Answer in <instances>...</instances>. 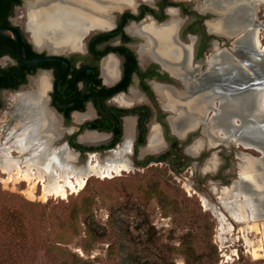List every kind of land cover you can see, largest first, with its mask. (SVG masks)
I'll use <instances>...</instances> for the list:
<instances>
[{
  "label": "flooded vegetation",
  "instance_id": "af4514ba",
  "mask_svg": "<svg viewBox=\"0 0 264 264\" xmlns=\"http://www.w3.org/2000/svg\"><path fill=\"white\" fill-rule=\"evenodd\" d=\"M42 1L11 0L0 19V24L15 26L22 41L40 55L46 54L47 49L37 50L34 46L33 19L36 17L29 3ZM61 1L87 11L95 23L77 35L59 39L64 46L56 54L67 60L68 69L58 81L54 94L51 83L66 67L65 62L48 60L25 67L18 64L17 58L0 54L12 61L0 66L1 70L13 66L8 74L0 71V109L1 93L13 92L15 108L9 121L21 116L24 135L30 124L31 128L39 125L42 141L45 136H49L45 139L53 146L63 141L78 156L91 155L89 162L95 160L94 155L103 153L111 159L109 162L125 161L127 166L136 168L145 167L149 162H163L175 173L189 165L187 156L216 147L213 109L222 100L216 99V91L231 88L235 83L234 78L216 83V14L210 11H216L217 0H125L126 4L116 3L117 0L110 3L89 0L97 8L90 2ZM258 3L264 0L248 3L253 11L244 20L248 19L245 30L249 29L250 35L241 40V46L249 42L260 50L264 44L259 42L255 46L251 38L252 25L257 23L253 15ZM19 5L25 9L28 40L10 20L12 9ZM43 20H38V24ZM224 40L231 49L229 40ZM242 49L234 50L246 57ZM230 55L236 59L235 52ZM40 77L43 82L38 81ZM194 131L199 135L191 137ZM34 139L25 140L27 148L33 145ZM235 141L231 142L235 148L240 145L247 149ZM239 153V158L251 156L245 151L235 152L240 177L247 169L238 166ZM203 168L205 174L214 172L210 158L204 160ZM202 181L197 179L195 183L203 185Z\"/></svg>",
  "mask_w": 264,
  "mask_h": 264
},
{
  "label": "rangeland",
  "instance_id": "374dc122",
  "mask_svg": "<svg viewBox=\"0 0 264 264\" xmlns=\"http://www.w3.org/2000/svg\"><path fill=\"white\" fill-rule=\"evenodd\" d=\"M24 11L22 5L13 8L10 20L19 26L28 40ZM253 16L257 23L252 25V31L257 32L260 43L264 44V3L256 4ZM227 46L226 40L216 37V52ZM11 62L0 56V66ZM12 94L1 93L0 155L9 151L12 162L23 168L26 158L45 153L50 156L62 146L44 144L40 140L43 137L39 136L33 145L20 151L29 137L23 134L25 125L20 121L21 116L9 121L15 108ZM259 112L264 114V104ZM219 131L218 135L224 136L222 130ZM197 135L194 131L191 137ZM237 151H245L251 157L259 156V152L251 148L242 149L240 145L235 148L231 141L226 145L216 141V147L210 146L201 154L187 156L189 165L179 173L168 170L163 162H149L142 168L129 165L116 176L87 177L80 190L68 191L64 198L55 195L40 198L39 184H36L35 195L28 197L25 193L33 180H22L18 173L8 178L0 171V205L18 212L27 233L23 255L15 248L10 249L15 253L10 252L7 256L8 252L1 250L0 245V264H58L71 254L90 264H184L182 242L185 246L192 244L200 253L198 264H264V250L257 251L256 256L251 255L240 230L245 223L234 220L227 210L233 202L249 197V193L230 185L233 180H240L234 161ZM49 156L46 163L52 170L63 167L78 173L91 163L84 156H77L76 163L62 159L54 162ZM94 157L101 166L119 163L109 162L111 159L105 158L103 153ZM206 158H210L214 172L205 174ZM197 179H202L203 185L196 184ZM83 199L89 201L86 213H78L74 228H65L63 221L69 204L82 209ZM259 217L257 222L261 230L264 215ZM87 222L99 233L94 240H89L83 232ZM244 234L254 247L262 246L260 233L246 230ZM184 235H187L185 239Z\"/></svg>",
  "mask_w": 264,
  "mask_h": 264
},
{
  "label": "water",
  "instance_id": "95a60500",
  "mask_svg": "<svg viewBox=\"0 0 264 264\" xmlns=\"http://www.w3.org/2000/svg\"><path fill=\"white\" fill-rule=\"evenodd\" d=\"M249 1L237 0L235 5H217L216 11H210V13L216 14V37L228 39L229 46L230 44L232 46L231 49H221L216 53V58H218L216 61V83L224 78H234L235 81L231 88L216 91V99L221 97L222 100L216 105V109H213V112L216 113L213 116L216 118L217 144L226 145L236 139L242 147L259 152V156L248 158H239L240 153L237 154L238 166L247 169V173L241 175L240 180H233L231 187L249 193V197L251 196L250 198L255 200L259 213L264 215V114H260L257 106V94L264 87V49L258 50L249 42L241 46V40L250 35L249 29L245 30L248 19L244 20L250 11H253L248 6ZM111 10L115 13L118 12L117 9ZM28 12L27 8V14H29ZM241 30L243 31L239 34ZM0 36L13 41L18 64H23L25 67L48 60L65 62L66 67L51 83L52 94H54L58 81L68 69L67 60L56 54L57 51H63L64 45L44 37L41 41L33 43L37 50L45 48L47 53L28 58L24 54L22 36L15 26L0 24ZM230 38H232L231 41ZM234 49H242L245 51L246 57L240 56L239 52ZM232 52H235L236 59L230 55ZM45 86L42 89L46 88ZM219 127L224 132V136H218ZM229 137L231 139L228 140ZM55 145L63 146L65 150L78 156L75 151L69 150L63 141ZM113 156L116 157L117 154ZM85 157L88 159L89 155ZM87 162L88 160L85 161L83 168Z\"/></svg>",
  "mask_w": 264,
  "mask_h": 264
},
{
  "label": "bare ground",
  "instance_id": "6f19581e",
  "mask_svg": "<svg viewBox=\"0 0 264 264\" xmlns=\"http://www.w3.org/2000/svg\"><path fill=\"white\" fill-rule=\"evenodd\" d=\"M79 1H81L83 4L86 2H88L89 4L90 2V5L93 8L98 7L95 3H92L89 0ZM107 2L110 3L114 1L107 0ZM118 2L126 4L125 0H117L116 3ZM233 2H235V0H217V5L228 6L233 4ZM29 4L31 11L35 12L34 16L36 17L35 19H33V22L36 25L33 33V40L35 42L41 41V39H43L44 37L49 39L52 37H56L58 40L54 39V41L60 42L59 39L69 37L72 34L74 36L75 33V35H77L81 31H83V29H85L89 24L95 23L94 18H91L86 14L87 11L84 12L80 7L69 5L61 0H50L49 2L47 0H44L40 4H35L33 2H30ZM39 14H41V16ZM42 18L45 20H43ZM38 20H43L41 25L38 24ZM251 38L253 44H255V46H259L260 41L258 39L257 32H254ZM64 44L66 45V43ZM38 81L43 82V77H40ZM228 100H230V98H228ZM263 104L264 88L261 89L257 94V106L259 110L262 109ZM31 127L32 125L27 127L28 130H26L27 134L25 136L30 137V139L32 140L34 138V140H39L40 133L38 127L40 126L35 125L36 128ZM219 129L221 128H218V130ZM48 137L49 136H47V139ZM43 142L45 144L48 143L46 139ZM27 146V144L25 146L22 145L20 151L25 150ZM45 148L47 149V146ZM9 153L10 152L7 151L4 152L3 155H0V171L7 174L8 178L9 176L18 173L22 180H25L27 182L33 180L34 183L25 193L28 197H33L35 195L36 184H39L41 187L40 198L48 195H55L56 197L64 198L67 195L68 191L74 192L80 190L84 185L85 179L89 176L95 175L100 178L112 177L119 175L122 171H126L128 169L126 163L123 162H113L101 166L99 161L96 159L93 160V158V161H90L91 163L89 164L88 168H86L83 172L75 173L63 167H60L59 169L56 168L57 170H52L50 169V165L46 163L48 158V154L46 155V153L34 154L32 157L26 158L23 161V168H21L18 163H13L14 161L13 159H10L9 156L11 155ZM49 157L51 159L53 158L54 162H60V159L68 160L69 162H75L76 160L77 162V156L72 152H67L63 148V146L61 148L57 147L54 153ZM227 210L229 214L233 216V219L235 218L234 220L245 223L244 227L240 230H242L246 245L250 247L251 255L256 256L257 251L264 250V222L261 223L260 230V228H258L259 224L257 222L260 214H258L259 209L256 203L250 197L244 196V200L233 202L232 206L228 207ZM249 221H251V223ZM246 230L260 233V243L262 246L257 245V247H254L253 242H251V240H249L245 236L246 234H244Z\"/></svg>",
  "mask_w": 264,
  "mask_h": 264
},
{
  "label": "trees",
  "instance_id": "16d2710c",
  "mask_svg": "<svg viewBox=\"0 0 264 264\" xmlns=\"http://www.w3.org/2000/svg\"><path fill=\"white\" fill-rule=\"evenodd\" d=\"M10 1L11 0H0V19H3V16L7 12ZM23 45L24 53L27 57H34L40 55L33 53L25 42H23ZM0 54H7L11 58L16 59L14 43L11 39L4 36H0ZM12 67L13 66H9L8 68L3 70L0 69V71H3L8 74L9 70H11ZM85 188L86 187H84V189ZM81 206L82 209H77L73 207L72 204H69L67 208L66 217L64 218L65 221H63L65 222V228L73 227L78 217V213H86V207L89 206V201L83 199ZM83 232L88 237H90L89 240H94L97 236H99V233H96V231L89 225L88 222L84 225ZM26 236L27 233L25 230L24 221L21 220V217L18 215V212L15 209H9L7 205H0V245L3 247L1 250L8 252L7 256H9L10 252L15 253V250L10 251V249L17 248L18 250H20L21 255H23V247L26 244ZM185 236L187 235L183 236L184 239ZM181 247L180 250L184 256V264H198V257L200 253L195 251L193 245L188 244L185 246L184 242H182ZM69 256L70 257L67 259L60 260L58 264H90L89 262L82 260L73 254Z\"/></svg>",
  "mask_w": 264,
  "mask_h": 264
}]
</instances>
